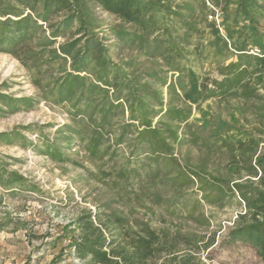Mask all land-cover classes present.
<instances>
[{
  "label": "rangeland",
  "instance_id": "obj_1",
  "mask_svg": "<svg viewBox=\"0 0 264 264\" xmlns=\"http://www.w3.org/2000/svg\"><path fill=\"white\" fill-rule=\"evenodd\" d=\"M152 1L163 10L173 33L191 37L193 44L179 62L181 73L142 53V30L123 25L94 4L84 14L86 25L103 38L109 57L129 76L155 82L169 69L168 81L192 104L189 123L207 143L204 154L218 149L217 137L238 147L253 136L264 139L259 124H246L227 103L204 100L200 90L203 78L221 80L239 57H264V0ZM158 17L162 25L163 16ZM185 24L194 30L187 31ZM48 25L23 40L26 46L18 53L0 52V179L5 183H0V264H82L74 255L80 233L75 221L87 212L96 225L107 226V235L109 230L125 233L122 224L130 233L149 224L166 231L169 241L179 236L181 249L185 238L196 240L197 246L192 243L187 250L196 255V264H264L255 248L228 237L243 209L238 198L209 206L197 183L190 186L185 176H176L174 164L167 165L163 158L169 152L152 163L151 154L133 148L134 143L116 144L115 133L128 121L127 112L109 117L103 129L100 115L77 113L75 97L70 101L68 92L66 101H57L51 86L73 67L70 58L54 59L50 51L78 36L72 33L75 24L70 33L44 46L39 43L50 36ZM121 30L123 38L118 36ZM81 74L90 77L87 71ZM159 91L166 96V87ZM173 144L170 153L177 159L185 153L199 156L197 147ZM253 161L264 174V143ZM14 172L24 177L22 184L8 182ZM167 261L162 255L160 264Z\"/></svg>",
  "mask_w": 264,
  "mask_h": 264
},
{
  "label": "trees",
  "instance_id": "obj_2",
  "mask_svg": "<svg viewBox=\"0 0 264 264\" xmlns=\"http://www.w3.org/2000/svg\"><path fill=\"white\" fill-rule=\"evenodd\" d=\"M92 4L114 15L123 25L142 30L144 41L139 49L145 56L158 57L169 63L168 68L172 67L173 71H183L179 62L185 49L193 44L191 37L189 33H173L163 10L152 0H0V52L18 53L26 46L21 42L47 24L51 34L39 44H52L59 36L70 33L76 24L72 33L78 37L50 51L54 59L70 58L73 67L72 73L64 70L51 86L50 92L57 96V101H66L63 96L68 92L70 101L73 100L71 96L75 97L73 106L77 113L91 111L90 116L100 115V128L103 129L110 124L109 117L119 118L127 112L128 121L120 124L119 133H115L116 144L134 143L133 148L137 146L151 154L152 163L157 155L169 152L163 158L167 165L174 164L176 176H185L190 186L197 183L209 206L217 201L222 204L220 202L226 198H238L243 209L238 212L228 237L230 241L249 244L264 261V174L259 171L260 166L253 163L263 148L264 139L253 136L238 147L234 142L217 137L214 142L221 144L218 149L204 154L207 143L189 123L192 104L177 93L172 81H168L169 69L155 82H143L141 75L129 76L123 65L109 57L103 38L86 25L84 14ZM158 16H163L162 25ZM186 26L187 31L194 30ZM122 32L118 33L121 38L124 37ZM228 70L229 74L221 80L210 81L208 77L201 80L204 100L215 98L219 104L227 103L246 124H259L264 128L261 94L264 83L261 86L252 83L254 75L264 76V57L241 56L228 65ZM86 71L91 78L81 74ZM161 87L167 88L166 96L159 91ZM234 101L236 103H232ZM178 129H181L180 136ZM95 142L93 139L92 143ZM174 142L197 147L199 156L192 158L185 153L181 154V160L177 159L170 153L174 150ZM219 163L224 167H219ZM9 175L14 176L9 179L10 184L24 182V177L18 173ZM0 183L5 184L2 179ZM93 217L87 212L75 221L80 233L73 246L74 255L82 264H160L162 255L168 258L169 264H196V255L187 251L190 244L197 246L196 240L185 238L181 249L179 236L169 241L166 231L156 230L149 224L133 233L122 224L125 233L109 230L107 235V226L104 223L96 225Z\"/></svg>",
  "mask_w": 264,
  "mask_h": 264
},
{
  "label": "crops",
  "instance_id": "obj_3",
  "mask_svg": "<svg viewBox=\"0 0 264 264\" xmlns=\"http://www.w3.org/2000/svg\"><path fill=\"white\" fill-rule=\"evenodd\" d=\"M252 83L256 86H261L264 83V76L263 74H256L252 79Z\"/></svg>",
  "mask_w": 264,
  "mask_h": 264
}]
</instances>
